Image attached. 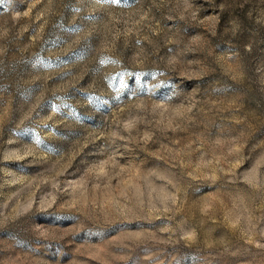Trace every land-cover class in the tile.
<instances>
[{"label": "rangeland", "instance_id": "rangeland-1", "mask_svg": "<svg viewBox=\"0 0 264 264\" xmlns=\"http://www.w3.org/2000/svg\"><path fill=\"white\" fill-rule=\"evenodd\" d=\"M0 264H264V0H0Z\"/></svg>", "mask_w": 264, "mask_h": 264}]
</instances>
